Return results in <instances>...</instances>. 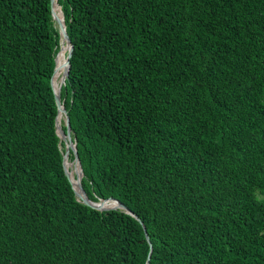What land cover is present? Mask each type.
Instances as JSON below:
<instances>
[{"label":"trees","instance_id":"trees-1","mask_svg":"<svg viewBox=\"0 0 264 264\" xmlns=\"http://www.w3.org/2000/svg\"><path fill=\"white\" fill-rule=\"evenodd\" d=\"M57 2L82 187L142 223L76 199L50 0H0V264H264V0Z\"/></svg>","mask_w":264,"mask_h":264},{"label":"water","instance_id":"water-1","mask_svg":"<svg viewBox=\"0 0 264 264\" xmlns=\"http://www.w3.org/2000/svg\"><path fill=\"white\" fill-rule=\"evenodd\" d=\"M50 3H51V13H52V17L56 21V24H57L58 29H59L60 40H61V38H66V37L69 38V36H68V34L66 32V26H65V22H64V17H63V13H62V10H61V6L58 4V2L56 0V4L58 6V11L55 12V9L53 7V5H54L53 0H50ZM69 40H70V45H69V48H68L67 53H66V67H65V70L63 72L62 83H61L60 87L64 83V80L68 77V73H69V57H70L71 52H72V49H73V43H72V41H71L70 38H69ZM57 54H58V52L56 53V56H55V64H56ZM54 68H55V65H54ZM50 83H51V87H52V90H53V93H54V98H55V102H56V105H57V111H58V102H59L58 97H59V95L57 94L56 89H55L54 85L51 82V79H50ZM62 102H63V100H62ZM56 120H57V115H56V118H55L56 134L60 138V140H62L64 142V146H65V152H64V155H63V169H64L65 175L67 176L68 181H69L71 187L74 190L76 199L78 201L82 202L83 204H85V205H87V206H89L91 208L100 210V211H107V210H110V209H121L124 212L132 215L139 222L142 223L141 219L137 215H135L132 211H130L127 208L126 205H124L122 202H120L116 198H113V197L99 198L97 201H93V200H91V199L88 198L86 192L84 191V189L82 187V183H81V179L83 177V170H82L81 162L79 160V156H78V153H77L76 139H75V137H73L71 135L70 120H69V111H68V108L67 107H66V110H65L64 117L62 119L63 120L62 127L64 126L63 130L68 134V139H70V141H71L72 144H68L67 139H62V137L59 135L58 130H57V122H56ZM70 152L72 154V160H71V162H74L75 164L78 165L79 172H80L79 174L78 173L76 174V178L78 179V188L77 189L72 184V181H71V178L69 176V173H68V171H67V169L65 167V160L67 158H69V153ZM79 191L81 193H79ZM106 201H112V202H114V204L113 205H105L104 203ZM142 226H143V229H144L145 238H146V240H147V242L149 244V247H150L149 253H148L147 258H146V264H149V259H150V256H151L152 246H151V241L149 239V236H148V234L146 232V228H145V226L143 224H142Z\"/></svg>","mask_w":264,"mask_h":264},{"label":"bare ground","instance_id":"bare-ground-1","mask_svg":"<svg viewBox=\"0 0 264 264\" xmlns=\"http://www.w3.org/2000/svg\"><path fill=\"white\" fill-rule=\"evenodd\" d=\"M53 3H54L53 7L55 9V12H57L58 6L56 4V0H53ZM60 41H61V45H62V49L60 47L62 63L60 64L59 68L57 69L58 61H59V59H58L59 57H58L56 59V69L54 72V81H55L54 87L56 89L57 94L59 95V97H58V99H59V102H58L59 113H58L56 122H57V130H58L59 135L62 137V139H67L68 144H72L70 139H68V134L62 128V119L64 117L66 107L60 98V89H61L60 85L62 83V76H63V72H64L65 67H66V53H67V50H68L69 45H70V40L68 37H66V38H61ZM67 166L69 167V170H68ZM65 167L69 173V176L71 178V181H72L74 187L77 189L78 188V179L76 178V174L80 173L78 165L75 164L74 162H71V160H69V158H67L65 160ZM79 193H81V192L79 191ZM104 204L105 205H113L114 202L106 201Z\"/></svg>","mask_w":264,"mask_h":264},{"label":"rangeland","instance_id":"rangeland-1","mask_svg":"<svg viewBox=\"0 0 264 264\" xmlns=\"http://www.w3.org/2000/svg\"><path fill=\"white\" fill-rule=\"evenodd\" d=\"M61 49H62V45H61ZM61 49H60V52H59L60 54H59V58H58V59H59V65H58V68H59L60 64L62 63V60H61V59H62V58H61ZM62 124H63V120H62Z\"/></svg>","mask_w":264,"mask_h":264}]
</instances>
